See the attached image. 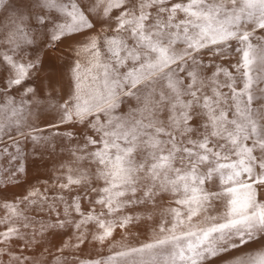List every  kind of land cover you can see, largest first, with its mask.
<instances>
[{"label":"snow or ice","instance_id":"6c2138e0","mask_svg":"<svg viewBox=\"0 0 264 264\" xmlns=\"http://www.w3.org/2000/svg\"><path fill=\"white\" fill-rule=\"evenodd\" d=\"M63 41L76 58L44 97L30 84L39 53ZM0 88L10 179L29 156L69 153L56 178L68 199L0 189L8 264H49L25 255L37 236L74 226L78 248L89 224L110 251L79 264H264V0H0ZM40 98L58 116L48 135L32 123Z\"/></svg>","mask_w":264,"mask_h":264},{"label":"rangeland","instance_id":"374dc122","mask_svg":"<svg viewBox=\"0 0 264 264\" xmlns=\"http://www.w3.org/2000/svg\"><path fill=\"white\" fill-rule=\"evenodd\" d=\"M79 2V0H77ZM89 0H84V3H88ZM99 30V28H97ZM259 35V33H258ZM73 46H70V42L63 41L58 42L54 46L46 47L43 52L39 53L43 60V68L36 73V78L30 81V84L34 88L43 87L44 88V97H48L51 94V89L48 87V79L53 71H55V78L60 79V76L67 72L69 65L72 61L75 60V53L73 51ZM86 58H82V61ZM232 62H235V57L233 56ZM57 92L59 93L61 85L56 83L53 85ZM67 86V79L65 77V87ZM3 92V89L0 88V93ZM15 95V94H14ZM17 99L19 97L17 96ZM67 99V96H65ZM51 104H54V101L46 102L44 98H40V104L32 108V123L37 127L44 129V135L49 134L47 128V123L58 124V116L56 109L51 107ZM47 122V123H46ZM52 132L63 133L65 131H74L70 127L65 125H59L57 128L52 129ZM23 144L24 141L21 140ZM57 144L61 143V138H57ZM63 144L67 145V138H63ZM30 142L28 143V150H30ZM69 153L64 147H59L56 149L55 154L49 155L47 152L44 153L43 157H34L29 156L24 162L26 164V172L23 174H18L16 178H9L7 173V168L9 165L5 162V158L0 156V189H3L5 184H8L7 194L11 196L12 193L18 195H26L27 191L31 188H38L41 192H44L45 189H48L49 197L59 196L63 194L66 199L69 197L68 192L61 193V190L56 187V184L59 183L56 178L61 175L60 169V160L61 157L64 158L67 162ZM102 182H97L93 186H101ZM166 203V201H165ZM2 204V201H0ZM92 206L87 203V201L82 202V210H88ZM59 210L63 211V206L60 205ZM97 211H99V206H97ZM139 214L141 216V221H137L140 224L139 231L134 230V235L139 239H144L145 236L151 235V229L153 227L152 221L147 220V214L144 212L133 213V215ZM4 210L0 207V217H3ZM53 217L55 213H52ZM42 218L47 220L48 213L45 212L42 214ZM155 219V217H154ZM39 229V225H37ZM147 229V231H145ZM0 230H3L0 226ZM80 232H84L87 236V242L81 244L78 248L74 247L78 243L77 236L79 232L75 229L74 226L67 227L63 230H60V234L52 236L45 235L43 238L37 236V239L41 241V244L38 248L29 249L25 255L30 257L33 255H38L40 259L48 260L49 264H56V261L53 259L56 256H61V264H79L81 260L87 259H97L102 254H107L110 249L101 245L99 242L93 241L92 235L96 232V227L93 224L85 225L80 229ZM116 240L120 239V231L117 230L115 233ZM65 243L69 244L68 248H65L62 253L57 250L61 248ZM22 250V249H20ZM47 250V251H45ZM0 264H8V261L4 257H0Z\"/></svg>","mask_w":264,"mask_h":264}]
</instances>
